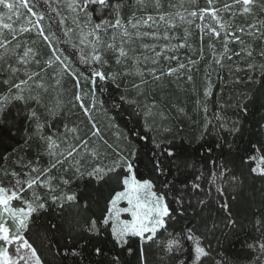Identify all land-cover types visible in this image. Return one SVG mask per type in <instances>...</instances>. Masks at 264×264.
<instances>
[{
  "label": "snow or ice",
  "instance_id": "snow-or-ice-1",
  "mask_svg": "<svg viewBox=\"0 0 264 264\" xmlns=\"http://www.w3.org/2000/svg\"><path fill=\"white\" fill-rule=\"evenodd\" d=\"M0 264H264V0H0Z\"/></svg>",
  "mask_w": 264,
  "mask_h": 264
},
{
  "label": "trees",
  "instance_id": "trees-1",
  "mask_svg": "<svg viewBox=\"0 0 264 264\" xmlns=\"http://www.w3.org/2000/svg\"><path fill=\"white\" fill-rule=\"evenodd\" d=\"M204 0H201V4L203 5ZM125 15H128V9H125ZM182 35V31L180 32ZM30 39H35V37L30 36ZM192 40L194 42L198 43V33L195 34L192 37ZM145 42L147 43H152L153 41L151 40H146ZM160 43H163V41H160ZM37 46L41 49V51L45 54L48 55V48L47 45L44 44L41 41L37 42ZM62 48H68V52L71 53L73 49L69 45H60ZM185 50H180L181 56L183 57ZM175 62H173L174 64ZM201 68H203V65H201ZM243 75V73H241ZM132 77L127 78L126 83L130 87V81L132 80ZM213 82L215 83V76H213ZM67 87L71 88V80L69 78V82L66 85ZM196 86L198 88H203V78H202V72L196 74ZM100 85H97L98 91H97V100L98 102H104V108H100L99 104L97 107L96 111V119L99 121L102 127H105L107 129L108 123L110 119H114L115 123L124 130H127L128 128L135 127L133 121L134 117L130 116V110H119V109H113L112 111H109L107 116H105V109L111 108L112 104L114 103L112 97L116 96L118 94L117 89H115L114 86L112 85H107L105 90L101 91ZM172 88V91L175 93V96L178 97V102L184 105L186 103L187 110L189 113L192 112V109L194 107L193 101L195 100V96H192L190 94H185L183 92V85L178 89L176 88L175 85H170ZM238 87H243V86H238ZM225 98H227V90H226V95ZM258 107V105H257ZM125 109H127V106H124ZM261 113H257V118ZM173 115L176 116L177 114L173 112ZM195 118V117H194ZM72 119H76V117H72ZM200 124L203 123V116L201 114L200 116ZM173 126H174V135L176 139V143L179 146H182L184 154L187 156L189 159H194L196 161H200L202 155H206V147L201 148V143L198 139L199 136V128L196 125H193L188 119L184 118L183 116H178L175 120L172 121ZM115 131V129L107 130L106 135L110 138V140H114L115 137L112 135V132ZM9 142L10 141H6ZM236 163L238 164L239 161L237 160ZM206 164V161H205ZM143 168V165L141 164V169ZM241 213H243V209L241 208L239 210ZM40 228L34 229L33 234L31 236V240L35 243V245L38 248H41L43 251V247L39 238V232ZM224 250L227 252L229 255H233L237 252L238 247H232L230 246L227 242L224 244Z\"/></svg>",
  "mask_w": 264,
  "mask_h": 264
}]
</instances>
